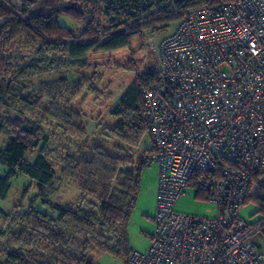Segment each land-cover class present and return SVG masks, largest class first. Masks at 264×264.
<instances>
[{"label": "built area", "instance_id": "1", "mask_svg": "<svg viewBox=\"0 0 264 264\" xmlns=\"http://www.w3.org/2000/svg\"><path fill=\"white\" fill-rule=\"evenodd\" d=\"M141 91L156 167L153 232L125 264H264V218L241 210L264 176V0L190 9L159 50ZM189 188L215 216L178 213ZM255 216V211L249 217Z\"/></svg>", "mask_w": 264, "mask_h": 264}, {"label": "trees", "instance_id": "2", "mask_svg": "<svg viewBox=\"0 0 264 264\" xmlns=\"http://www.w3.org/2000/svg\"><path fill=\"white\" fill-rule=\"evenodd\" d=\"M233 1L173 0L167 7L157 11V0L151 5L140 0L117 1L107 8L106 13L112 19L123 20L124 25H129L128 28L118 34H98L94 25L95 10L91 2L21 0L20 10L16 13L10 9V0H0V44L11 43L20 31H25L40 43L36 51L37 57L19 68L11 79L6 77L11 73L9 67L3 70L4 74L0 72V106L4 105L11 95L10 81H25L37 75L63 71L66 66L83 69L87 66L85 55L94 48L96 51L106 52L126 48L130 39L142 34V30H158L173 21L179 23L184 19L186 12L193 8ZM67 22L73 23V27H66L64 24ZM125 70L130 72L134 68L129 65ZM156 79L155 72L136 75L134 82L110 113L116 120L114 127L108 130L110 136L128 146L138 147L147 133L152 146L151 136L144 121L141 91ZM82 89V84L77 83L63 108L59 109L57 104L54 106V118L57 122L69 126L80 137L85 135L82 116L72 110L70 105ZM42 98L43 96H36L32 101L22 98L21 102L25 108L32 109ZM0 136L6 138L4 147L0 149V168L4 169V173L0 175V201L6 199L11 181L19 175L35 182L40 190L48 187L53 181L54 172L42 154L48 138L39 122L36 119L9 120L0 115ZM34 151H38V154L29 162L27 155ZM89 153V159H81L75 164L74 170L78 179L73 181L82 194H95L92 184H97L106 191L96 212L80 208L72 210L43 201V206L56 214L55 218L33 208L17 213L20 215V222L31 230L32 235L29 241H24L18 252L7 256L8 261H30L32 264H90L87 254L92 248L99 252L130 254L126 246V230L140 184V172L149 166L146 158L153 153V146L143 152L134 163L112 159L96 147ZM263 177L261 174H252V184L256 186V191L249 196L246 204H254L257 208L255 216L264 218ZM112 183H118L117 188L110 189ZM0 215H3L1 209ZM39 243L47 245L45 249H49L50 256L48 261L36 263L29 253L23 256L24 251L38 247Z\"/></svg>", "mask_w": 264, "mask_h": 264}, {"label": "rangeland", "instance_id": "3", "mask_svg": "<svg viewBox=\"0 0 264 264\" xmlns=\"http://www.w3.org/2000/svg\"><path fill=\"white\" fill-rule=\"evenodd\" d=\"M83 1L91 2L94 6V25L98 34H118L128 28L129 25H124L123 20L112 19L106 13L107 8L116 4L115 2H126V0ZM140 1L147 5L155 2V0ZM172 1L157 0L158 6L155 7V11L167 7ZM21 3V0H10V9L18 13ZM64 25L73 27L71 22ZM177 25L178 21H173L158 30H142V34L130 39L128 47L120 50L106 52L96 51L94 48L85 55L87 66L83 69L66 66L63 71L37 75L25 81L9 82L11 95L0 107V115L9 120L36 119L39 122L43 133L48 138L42 154L51 165L54 178L50 185L42 190L35 182L21 175L11 181V188L6 199L0 201V209L3 212V215H0V264H32L30 261L12 263L7 259L9 254L18 252L24 245V241H29L32 235L31 230L20 222V215L17 213L27 212L33 208L55 218L56 214L49 212L43 206V201L72 210L80 208L96 212L106 191L97 184H92L95 194H82L73 181L78 179L74 170L75 164L81 159H89V151L92 148H100L105 155L116 160L123 159L125 163H134L143 152L151 149V141L147 133L138 147L128 146L110 136L108 130L112 129L116 123L110 113L123 93L134 82L137 74L156 71L159 55L151 50L149 42L158 51L161 41L170 36ZM39 46L40 43L25 31H20L18 37L11 43L0 44V72L4 74L3 70L9 67L11 73L6 77L11 79L19 68L37 57L36 51ZM58 58L60 60V57ZM129 65L134 70L130 72L125 70ZM77 83L82 84L83 89L70 106L82 116L85 128L83 137L54 118V106L57 104L59 109L63 108L64 103L71 97L73 89L77 87ZM36 96H43V98L35 107L27 109L23 106L22 98L32 101ZM5 142L6 138L0 136V149L4 147ZM37 154L38 151L31 152L27 155V160L32 162ZM151 165L149 164L140 172V184L126 230V246L130 253L146 251L153 232V220L149 214L151 190L148 187L152 180ZM3 173L4 169L0 168V175ZM117 186L118 183H112L110 189ZM187 193L184 202L189 205L190 212L199 216H210V218L215 216L213 206L198 201L194 197V195H201L194 188H189ZM255 210L257 208L254 204H246L241 210V216L247 222H255L258 216L249 217L250 212L253 213ZM35 241L37 242L36 239ZM253 242L264 254V231L256 236ZM45 248H47L46 244L39 243L38 247L27 249V253L24 251L23 256L29 253L36 263L48 261L49 249ZM129 255L127 252L122 254L99 252L95 248L87 254L90 264H125Z\"/></svg>", "mask_w": 264, "mask_h": 264}, {"label": "crops", "instance_id": "4", "mask_svg": "<svg viewBox=\"0 0 264 264\" xmlns=\"http://www.w3.org/2000/svg\"><path fill=\"white\" fill-rule=\"evenodd\" d=\"M1 107V106H0ZM153 168H152V172H151V176H152V180H151V184L149 183L148 185V187H150V196H151V206H150V209H149V214H150V216H152V218H153V214H154V211H155V187H156V167H155V165H151ZM189 190H187V192H188ZM186 192V194L184 195V197H182L177 203H176V205H175V210L178 212V213H182V214H186V215H190V216H198V217H205V216H199V215H197V214H195V213H192V212H190L189 210H190V207H189V205L188 204H186L184 201V199L185 198H187V193ZM191 193H193V192H191ZM200 194V193H199ZM197 195V194H196ZM194 197L198 200V201H201V202H203V203H205V204H207L206 202H205V199H204V196L201 194V195H197V196H195L194 195ZM214 209V208H213ZM215 210V209H214ZM206 217H208V216H206ZM208 218H210V216L208 217ZM147 250V249H146Z\"/></svg>", "mask_w": 264, "mask_h": 264}]
</instances>
